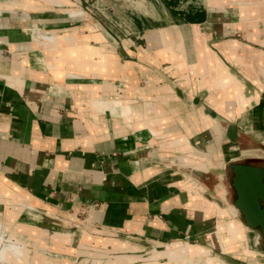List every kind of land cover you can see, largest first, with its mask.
<instances>
[{"label":"crops","instance_id":"crops-1","mask_svg":"<svg viewBox=\"0 0 264 264\" xmlns=\"http://www.w3.org/2000/svg\"><path fill=\"white\" fill-rule=\"evenodd\" d=\"M228 122L261 150L264 0H0V261L264 255L228 200Z\"/></svg>","mask_w":264,"mask_h":264},{"label":"water","instance_id":"water-1","mask_svg":"<svg viewBox=\"0 0 264 264\" xmlns=\"http://www.w3.org/2000/svg\"><path fill=\"white\" fill-rule=\"evenodd\" d=\"M226 137L232 154L225 160V181L229 189V203L240 222L250 231L251 245L264 253V144L259 151H247L238 126L226 124ZM202 175L203 171L195 169ZM228 264H255L229 255L220 254Z\"/></svg>","mask_w":264,"mask_h":264},{"label":"rangeland","instance_id":"rangeland-1","mask_svg":"<svg viewBox=\"0 0 264 264\" xmlns=\"http://www.w3.org/2000/svg\"><path fill=\"white\" fill-rule=\"evenodd\" d=\"M128 4V3H127ZM133 5H136V3L134 2V4ZM129 6H130V4H129ZM131 8V7H130ZM128 14V13H127ZM137 14H140V13H138L137 12ZM122 16H124L125 17V15L124 14H121ZM82 16H84V15H82ZM119 18V17H118ZM113 26H114V30L115 31H117V33L119 34V35H124L123 34V32H125V30L122 28L121 29V27H119V25L116 23L115 25L114 24H112ZM122 30V31H120V29ZM44 35H48V34H46V33H44ZM10 231H14V232H16L15 231V229H9L8 227H6V228H4V230H3V233H4V237L6 238V240L5 241H8L7 240V237H8V234L10 233ZM20 233V232H19ZM21 240H23V241H25L26 242V244H27V247L29 248V252H30V254L31 253H33L34 252V250L35 249H38L39 248V246H37V244L35 243V241L30 237H27L26 235H24V234H18L17 235ZM40 251H41V248H40ZM44 251V250H43ZM44 253H47L46 251H44ZM264 254V253H263ZM47 255H50V256H52L51 254H47ZM237 255L238 256H240V257H242V258H244L246 261H247V259H249V258H247L246 256H244L243 254H241V253H237ZM50 256H47V257H50ZM54 258V257H53ZM250 262H252V263H255V264H264V255H255V257H252L251 258V261ZM0 264H8V263H5V262H1L0 261ZM24 264H34V263H32V262H28V263H24Z\"/></svg>","mask_w":264,"mask_h":264}]
</instances>
